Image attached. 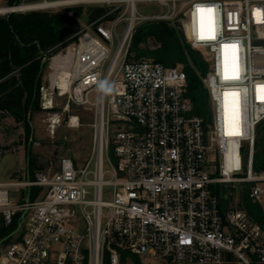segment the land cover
Here are the masks:
<instances>
[{
	"label": "built area",
	"instance_id": "1",
	"mask_svg": "<svg viewBox=\"0 0 264 264\" xmlns=\"http://www.w3.org/2000/svg\"><path fill=\"white\" fill-rule=\"evenodd\" d=\"M43 1L54 4L36 8L102 5L72 42L42 53L49 72L41 104L51 113L50 131L67 113V125L80 126L73 106H94L92 151L83 167L64 156L54 172L36 170L31 178L27 168L0 177L4 222L21 213L0 264H263V226L219 185L251 183V199L264 203V168L254 169L264 120L257 92L264 86V0ZM143 1L164 12H140ZM198 7L212 9L211 21ZM148 20L177 24L204 55L210 117L192 113L182 67L129 60L133 32ZM210 27L215 39H201ZM234 66L240 78L225 79ZM56 97L64 98L59 110ZM233 131L239 134H226ZM26 188V200L10 197Z\"/></svg>",
	"mask_w": 264,
	"mask_h": 264
},
{
	"label": "trees",
	"instance_id": "2",
	"mask_svg": "<svg viewBox=\"0 0 264 264\" xmlns=\"http://www.w3.org/2000/svg\"><path fill=\"white\" fill-rule=\"evenodd\" d=\"M22 3V0H5L4 5ZM71 10L74 14L82 13L81 7H71ZM99 11L101 10L99 9L98 13ZM93 13L91 18L96 15ZM67 21L71 23L73 19L49 9L14 11L0 15V113H8L17 121L24 122L27 135L31 132L28 114L41 109L40 86L46 68V62L42 61V53L57 46L74 33L63 30L67 27ZM66 44L67 42H64L61 47ZM61 47L55 48V51ZM128 58L132 61L152 59L167 66L182 67L187 74V97L193 105L192 113L210 117L209 92L203 81L208 71L207 61L199 51L191 47L184 31L177 24L166 20L139 23L132 35ZM35 168L36 163L31 156L29 159L31 178L34 177ZM263 168L264 120L257 127L254 151L255 171ZM250 187L251 183H246L241 191L240 207L245 208L264 228V203L251 199ZM37 191L38 187H33V192ZM20 216L21 213H17L13 222L7 225L1 215L0 239L17 227ZM13 238V236L8 238L4 244Z\"/></svg>",
	"mask_w": 264,
	"mask_h": 264
},
{
	"label": "rangeland",
	"instance_id": "3",
	"mask_svg": "<svg viewBox=\"0 0 264 264\" xmlns=\"http://www.w3.org/2000/svg\"><path fill=\"white\" fill-rule=\"evenodd\" d=\"M44 2L43 0H22L23 3L31 2ZM5 0H0V6H5ZM71 7H81V14H74ZM101 4H85V5H71V6H60L54 8H35L19 10L22 12L36 10V9H49L57 11L60 14L67 15L73 19V22L67 21L66 24H70L73 27L75 22H79L80 25H85L86 21L82 15L87 13L91 9L95 10L93 14L98 13ZM137 9L145 14H154L164 12V8L157 2L143 1L137 3ZM97 10V11H96ZM8 12L0 13L5 15ZM92 15V14H91ZM92 17V18H95ZM103 24L109 25L107 22ZM123 27V26H122ZM120 26L119 30H122ZM74 34V33H73ZM67 37L63 42L70 43L73 40V36ZM117 38H114L116 44ZM198 51V50H197ZM200 52V51H199ZM201 53V52H200ZM50 54V53H49ZM202 54V53H201ZM203 55V54H202ZM204 57V55H203ZM205 58V57H204ZM206 60V59H205ZM43 61V60H42ZM110 57L106 63L105 68L108 66ZM208 64V63H207ZM49 63L46 61V68L42 74V84L47 81V75L49 72ZM209 67V66H208ZM95 93H91V99H95ZM55 109H60L64 103V98L56 97ZM41 93H40V104H41ZM72 112L80 116L81 125L78 127H69L65 120H62L57 126L55 133L50 131L48 117L51 114L47 110L41 109L30 112L27 120L31 127V132L27 135V130L24 122L17 121L14 116L8 113H0V177L4 180L10 179L17 175L22 169L29 168L28 154L32 156L36 163V170H44L48 172L56 171L60 166V161L64 156H70L75 160L77 167H83L89 160L92 151V142L94 127L93 123L95 120L94 106H90V109L83 106H73ZM225 113L226 119L230 117L229 110ZM230 130L226 128V132ZM262 132V131H261ZM260 132V134H261ZM115 160V159H114ZM93 167V164H92ZM34 169V166L31 168ZM246 183H233V184H222L219 185V189L222 193H228L230 196V202L236 206H242L241 191L243 190ZM28 195V189H20L10 191V197L14 200L21 201L26 200ZM23 197V198H22ZM92 198L93 195L88 196ZM1 219V215H0ZM11 233V232H10ZM8 235V234H7ZM5 235V236H7ZM4 236V237H5ZM3 238V237H2ZM4 242L1 245L0 251L4 246ZM135 260H142L141 256H136Z\"/></svg>",
	"mask_w": 264,
	"mask_h": 264
},
{
	"label": "snow or ice",
	"instance_id": "4",
	"mask_svg": "<svg viewBox=\"0 0 264 264\" xmlns=\"http://www.w3.org/2000/svg\"><path fill=\"white\" fill-rule=\"evenodd\" d=\"M198 12L201 14V16H203V14L205 12H207L208 15H209V20L211 21V14H212V9L211 8L204 9L203 7H198ZM200 38L201 39H205V38H207V39H215V34L211 30V27L209 28L207 36L205 37L202 34ZM224 47L225 48L231 47V48L235 49L236 46L235 45H225ZM224 78L225 79H239L240 77H239L238 69L234 66L233 71L231 72V74H229V72L227 70V67H226V69H225V77ZM262 91H264V86H257L258 99H264V96L259 95V93H261ZM225 95H228V93H226ZM231 95L238 96L237 93H232ZM237 104H238V102H237ZM226 134L238 135L239 133H238V131H233L231 133H226Z\"/></svg>",
	"mask_w": 264,
	"mask_h": 264
},
{
	"label": "water",
	"instance_id": "5",
	"mask_svg": "<svg viewBox=\"0 0 264 264\" xmlns=\"http://www.w3.org/2000/svg\"><path fill=\"white\" fill-rule=\"evenodd\" d=\"M18 5L15 4L13 6H8V7L11 8V7H16ZM14 11H19V10L11 9L10 11H7V12L8 13H11V12H14ZM92 12H93V9H91L87 13H84L82 15L83 19L85 21H88L89 18H90V16H91V14H92ZM80 26L81 25H80L79 22H75L74 25H73V27H71V28L65 27V28H63V30L68 31V32H75V31H77L80 28ZM68 117H69V113L66 114L65 120H68ZM29 159H30V155L28 154V160ZM24 214H25V212L22 214V218H23ZM20 227H21V221L18 223L17 227L11 233H9L7 236H5V237H3V238L0 239V248H1V245L3 244V242L5 240H7L8 238L12 237L13 235H15L19 231Z\"/></svg>",
	"mask_w": 264,
	"mask_h": 264
},
{
	"label": "bare ground",
	"instance_id": "6",
	"mask_svg": "<svg viewBox=\"0 0 264 264\" xmlns=\"http://www.w3.org/2000/svg\"><path fill=\"white\" fill-rule=\"evenodd\" d=\"M55 3L58 4V2H55ZM50 4H54V3L50 1H44V2L41 1V2L22 3L16 7H11V8H9L8 6H0V13L10 11L11 9L25 10V9H31V8L41 7V6H47Z\"/></svg>",
	"mask_w": 264,
	"mask_h": 264
},
{
	"label": "crops",
	"instance_id": "7",
	"mask_svg": "<svg viewBox=\"0 0 264 264\" xmlns=\"http://www.w3.org/2000/svg\"><path fill=\"white\" fill-rule=\"evenodd\" d=\"M27 171V168H26V170L25 169H22L20 172H18L17 174H20V173H22V172H26Z\"/></svg>",
	"mask_w": 264,
	"mask_h": 264
},
{
	"label": "flooded vegetation",
	"instance_id": "8",
	"mask_svg": "<svg viewBox=\"0 0 264 264\" xmlns=\"http://www.w3.org/2000/svg\"><path fill=\"white\" fill-rule=\"evenodd\" d=\"M66 23H67V22H66ZM68 25H70V24H69V23L67 24V28H71L72 25H71V26H68ZM67 32H68V31H67Z\"/></svg>",
	"mask_w": 264,
	"mask_h": 264
}]
</instances>
